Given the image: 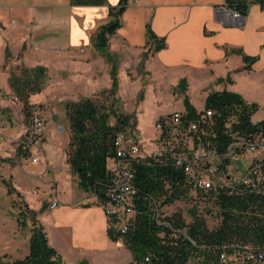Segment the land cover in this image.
<instances>
[{"label":"crops","instance_id":"obj_1","mask_svg":"<svg viewBox=\"0 0 264 264\" xmlns=\"http://www.w3.org/2000/svg\"><path fill=\"white\" fill-rule=\"evenodd\" d=\"M118 1L92 4L73 0H0V88L11 98L0 97V106H4L0 107L1 115L8 112L5 118L14 120L20 106L17 109L12 105L21 103L14 101L16 95L8 81L9 72L7 74L3 70L7 51L10 58L17 57L28 66H45L54 77L52 85L57 87L54 92L59 101L64 97L78 100L82 95H90L100 88L101 83L109 87L110 73L106 69L96 77L93 74L95 64L99 63L94 60L93 32L109 19V6L116 5ZM222 5H225V0H127L119 15L120 25L110 35L122 50L128 49L136 54L137 60L140 59L141 51L149 47L146 44V23L165 39V46L149 50L144 61L145 68L154 79L147 88L155 91L159 87V90L169 92V105L157 109L154 115L184 108L181 93L175 92L182 77L187 79L186 93L191 102L198 100L200 103H204L210 86L217 85V79L229 72L232 81L227 83V90L238 92L234 89L238 73L257 75L264 81V7L252 3L246 15L233 18L226 5L218 10ZM242 53L256 56L251 68H243ZM63 75L68 77H61ZM130 80L121 72V96H126V88L134 90L140 85L138 80ZM192 88L195 93L191 96L188 91ZM238 93L247 101L257 102L259 108L255 97ZM33 99L37 97L33 96ZM9 107L12 110L7 111ZM58 124L61 125L60 122ZM136 127L139 132L138 122ZM50 128L57 130V125L46 127V147V133L48 135ZM25 129L23 122L0 126V132H8L6 140L0 139V144L5 142L11 146L9 151H4V156L18 152L13 139L23 134ZM51 155L48 154L52 162ZM47 166L54 167L51 180L57 186L53 200L57 204L45 207L38 213V219L44 226L48 242L62 260L71 264H127L132 259L131 252L121 238L113 240L109 237L107 217L96 196L83 189L84 192L79 193L81 188L66 156L63 165L55 167L54 163H48ZM56 168L65 170L63 177ZM58 185L60 193L56 194ZM63 186H69L71 194H64ZM45 210L50 213L53 224L51 238L41 217Z\"/></svg>","mask_w":264,"mask_h":264},{"label":"trees","instance_id":"obj_2","mask_svg":"<svg viewBox=\"0 0 264 264\" xmlns=\"http://www.w3.org/2000/svg\"><path fill=\"white\" fill-rule=\"evenodd\" d=\"M73 1L97 4L105 0ZM126 3L127 0H119L116 5L109 6L110 18L93 34L94 44L102 52H105L107 38L120 25L119 15ZM252 3L264 7V0H225L228 8L239 11L241 15L247 14ZM146 35L148 51L165 46L164 37L157 35L149 23H146ZM242 57L243 68H251L256 56L242 53ZM45 77L46 67L43 65L23 67L20 73L12 72L8 77L13 93L21 101L24 110L29 106V95L44 86ZM111 78L110 87L101 92L106 95L103 102L97 103L91 96H84L78 100H69L65 104L68 126L72 132L66 160L77 185L86 192H93L98 203L103 200L106 164L108 158L114 154L116 132L126 125L133 130L137 124L135 116L115 107L113 97L117 90V79L114 68H111ZM182 88L185 89V86ZM182 93L185 114L192 117L196 107L188 95ZM204 106L217 109L214 126L223 127L224 122L230 121L231 116L234 117L229 128L231 131L233 129L248 133L258 126H264V119L257 122L251 119L252 113L258 108V103L248 102L238 92L227 89L209 91ZM216 139L218 138L211 134L204 137V141L209 140L210 143ZM230 139V133L224 132L222 144L218 148L222 149ZM135 180L139 190L135 201L134 218L129 229L117 234L107 228L111 239L123 240L135 263L150 253L152 264H187L188 260L197 254L214 255L207 252L206 246L218 248L221 243L232 240L264 244L262 194L246 187L234 193L212 189H201L197 190L196 194L191 193L186 175L180 166L165 165L157 161L137 164ZM7 191L19 193L10 185ZM177 200L184 202L186 213L190 214L188 218L178 206L165 212L164 206ZM200 202L208 204L201 212L198 210ZM23 205L24 209H21L18 204L21 216L18 219L24 226L28 224L30 229L28 250L24 255L14 258L7 257L6 254L1 255L0 264H71L63 261L55 247L48 242L44 226L38 219V213L46 204L43 202L39 210L29 207L26 202ZM189 205L192 207L189 208ZM212 208L216 209L214 214ZM156 210L159 212L157 217Z\"/></svg>","mask_w":264,"mask_h":264},{"label":"built area","instance_id":"obj_3","mask_svg":"<svg viewBox=\"0 0 264 264\" xmlns=\"http://www.w3.org/2000/svg\"><path fill=\"white\" fill-rule=\"evenodd\" d=\"M229 10L233 18L242 16L235 9ZM216 114V108L205 106L196 108L192 117L185 114L184 108L161 114L154 123V148L146 147L138 139L137 127L131 130L126 125L116 132L114 154L106 164L101 202L108 227L113 233H124L134 218L139 190L135 180L137 164L157 161L180 166L191 193L201 189L234 193L246 187L264 195V126L248 133L231 131L229 128L234 117L231 116L230 121H225L220 128L214 126ZM45 115L42 107L35 106L30 114L29 130L16 138V146L22 152H29L35 162L42 157L39 148L44 138ZM5 122L9 123V120ZM62 129V125L57 127L58 131ZM224 132L230 133L231 139L219 149ZM207 134L218 139L212 143L204 141ZM56 204L57 201H53L51 206ZM155 213L157 217L158 210ZM206 247L207 252L214 255L197 254L187 264H264V244L232 240L221 243L218 248ZM134 264H152L151 254H145L141 261Z\"/></svg>","mask_w":264,"mask_h":264},{"label":"rangeland","instance_id":"obj_4","mask_svg":"<svg viewBox=\"0 0 264 264\" xmlns=\"http://www.w3.org/2000/svg\"><path fill=\"white\" fill-rule=\"evenodd\" d=\"M100 25L96 27L94 32L98 30ZM93 45L95 46L94 53L96 54L94 55L96 57L94 60H98L99 62L94 66V76L96 77L106 69L110 73L109 82L111 85V68L115 69L117 90L113 97L114 105L120 111L135 116L136 121L138 119V139H140L146 147L154 148L155 146L152 144V140L156 133L154 123L156 118L159 116L154 115V113L157 109H162L169 105L167 102L169 99V92L164 89L159 90V87H157L155 91H150L147 88V86L150 85L154 80L144 65L148 50L141 51L140 59L137 60L138 58L136 59V54L131 53L128 51V49L123 51L121 45H119L112 36L107 38L105 52H102L101 49L94 44V40ZM7 52V58L4 60L3 70L4 72L6 71L7 74L9 72V76L12 72L20 73L21 68L23 67H33L24 64V61L19 60L17 57L16 59L10 58V54ZM121 72H124L128 78L131 79L130 81L133 82L138 80L140 82V85L134 90L131 87L126 88V96H121L119 94V89L121 87ZM61 77L66 78L68 76L63 75ZM53 78L54 77H52L47 72L46 68L45 84L41 90L31 93L33 94L32 96L31 94L29 95L28 108L24 110L22 108V103L19 102L20 100L15 98L14 101L19 103H14L12 107L18 109L20 106L15 119L11 120L9 118V120L8 118H5V115H8V112L4 116L1 115V127L10 126L14 123L21 124V122H23L26 127L24 133H26L30 128V114L31 111L35 109V106L39 105L42 107L45 110L46 117L45 129L43 133L44 138L41 147L39 148L40 152L42 153V157L37 162L31 160L29 152H22L15 145L16 139H13V143L18 152L12 155L4 156V154H6L4 151H9L11 149L9 143L7 144L5 142H1L0 144L2 147L0 149V256L6 254L7 257L14 258L24 255L28 250L30 229L28 224L24 226L18 219V217H21L20 213L18 212V204L20 205L21 209H24L23 203L26 202L29 207L39 210L43 202L46 204V207H49L51 202L56 198L55 191L57 186L51 180V178L54 176V173L52 172L54 167L52 166V168H49L47 164L54 163L55 167H58L56 165L64 164V157L67 156V149L69 148L72 132L68 126V119L65 113V104L71 99L64 97L61 101L58 100L59 97L54 92L57 90V87L52 85L54 84ZM235 78L236 83L234 85V89L244 96L255 97V99L259 102V108L252 115V120L255 122L261 120V118L264 117V81H262L260 76L242 73H238ZM231 81L232 80L229 72L225 77H219L216 81L217 85L214 87L210 86L207 93L212 90H219L216 89L218 87H222L220 90L226 89L227 83ZM99 82L101 83L102 79ZM187 85V79L185 77L180 78L176 85L177 87H175V92H178V94L181 93L179 95L183 96L182 92L186 93ZM183 86H185V89L182 88ZM109 87H105V85L101 83L99 89L94 90L90 95H82L81 97L91 96L97 103L103 102L106 95L101 92L102 90H106ZM188 93L192 96L195 92L192 88L190 91H188ZM33 96H36L37 99H39V102H37V99H33ZM0 97H5L8 99L10 98V95L5 93L4 90L0 88ZM31 100H34L35 102L31 103ZM177 100L179 101V97H177ZM192 104L196 108H201L204 106V103H200L198 100H195V102H192ZM9 109L12 110V108L9 107L7 111H9ZM27 110H29V112H27ZM53 116H55L57 119L53 118ZM7 119L9 120V123L5 122ZM59 122L61 125H63V131L61 132L57 131L55 128H50L48 130V135L46 133V138L48 137V146H44L46 127L55 125L58 127ZM0 135H2L0 136L2 141L6 140V135H8L7 130L1 131ZM48 154H52V162L50 161L51 158L48 156ZM57 170L59 175L63 177L65 170ZM8 185L13 186L15 190L19 191V193H16V191L9 193L7 191ZM59 187L60 185H58L56 194L60 193ZM63 187L66 191L64 194H71L69 186ZM81 192L84 191L80 189L79 193ZM87 193L95 195L93 192ZM207 205L208 204L206 202L198 203V210L201 212V210H204L205 206ZM176 206L182 209L186 218L190 216L189 213H186L184 202L180 200L175 201V203L168 204V206H164L165 212L167 210L174 209ZM191 207L192 206L189 208ZM212 210L214 214L216 209L212 208ZM41 217L42 221L46 224V229L49 233L48 235L51 238L53 231L51 228L53 225L52 220H50L51 215L47 210H45L42 212ZM211 220L214 221L215 219ZM131 263H134L132 259L128 261L127 264Z\"/></svg>","mask_w":264,"mask_h":264},{"label":"water","instance_id":"obj_5","mask_svg":"<svg viewBox=\"0 0 264 264\" xmlns=\"http://www.w3.org/2000/svg\"><path fill=\"white\" fill-rule=\"evenodd\" d=\"M222 8H225V5L220 6L218 10L221 11Z\"/></svg>","mask_w":264,"mask_h":264}]
</instances>
